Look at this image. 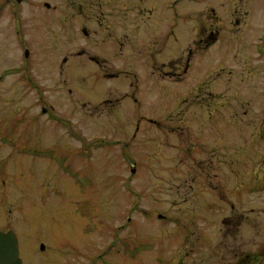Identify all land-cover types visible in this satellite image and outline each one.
I'll use <instances>...</instances> for the list:
<instances>
[{"label":"rangeland","instance_id":"obj_1","mask_svg":"<svg viewBox=\"0 0 264 264\" xmlns=\"http://www.w3.org/2000/svg\"><path fill=\"white\" fill-rule=\"evenodd\" d=\"M71 1L0 0L22 264H264V0H165L135 30L133 0Z\"/></svg>","mask_w":264,"mask_h":264},{"label":"flooded vegetation","instance_id":"obj_2","mask_svg":"<svg viewBox=\"0 0 264 264\" xmlns=\"http://www.w3.org/2000/svg\"><path fill=\"white\" fill-rule=\"evenodd\" d=\"M21 1H24V0H15L16 3H20ZM114 1H116V0H113V2ZM179 1H181V0H175L174 3H173V6H175V4L177 2H179ZM4 2L5 3L6 2L7 3H10L11 0H4ZM141 2H142V4L144 6H141L140 7ZM146 3H149V2L146 1V0H133V1H131L130 7H125L126 8L125 11H123V13L121 14V17H123V15H125V18H126L127 17V14H130L131 13L130 16L128 15V17H129L128 20H130V23L132 24V27H133L134 30H135V26H136V24H137V22H138L139 19L143 21L142 23L150 22V20H151V17L150 16L153 15V13L155 12V10L157 8H159L160 3H161V7H160L161 9H163L164 7H166V5L167 6L169 5L168 3L165 2V0H157L156 2H155V0H152V5L154 7L151 6V4L145 5ZM99 4H100V6L102 5L101 3H99ZM99 4H97V6H99ZM84 5L85 4L80 3V2H77L76 0L75 1L72 0L71 1V5L70 4H65L64 5V4H61V3L58 4L59 7H62L64 9H66V10L69 9L68 11H70L71 14H73L72 11H74L76 9V7H77L78 10H82L83 11V9H84L83 6ZM155 5H157V6H155ZM58 6H55V7H58ZM170 6L171 5H169V8H170ZM40 7H45V8L48 9V8H50V5H49L48 2L45 1V2H43L41 4ZM233 11L234 12H232V15H236L237 20L236 19L235 20H236V22H239L240 21L239 20L240 16L235 13V12H237V10L235 9ZM101 12H103V11H101ZM71 14H70V16H71ZM235 20H233V22ZM197 29H198V32L200 31L199 32L200 35H199L198 41L205 43V46H208L209 47L212 44H214L216 41H218L219 36H220L219 35V30L214 29V30L207 31V28L204 25L203 26H200V28H197ZM190 51L191 50L189 49V52ZM190 54H191V52H190ZM188 60H189V58L186 59V64H185L184 69H183L184 72L187 70V61ZM1 133L4 134L3 132H1Z\"/></svg>","mask_w":264,"mask_h":264},{"label":"water","instance_id":"obj_3","mask_svg":"<svg viewBox=\"0 0 264 264\" xmlns=\"http://www.w3.org/2000/svg\"><path fill=\"white\" fill-rule=\"evenodd\" d=\"M25 53L27 54V51ZM0 264H22L18 239L12 229H0Z\"/></svg>","mask_w":264,"mask_h":264}]
</instances>
